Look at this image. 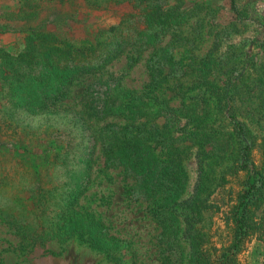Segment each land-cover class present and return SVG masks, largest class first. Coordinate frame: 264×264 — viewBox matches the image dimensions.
I'll list each match as a JSON object with an SVG mask.
<instances>
[{
    "label": "rangeland",
    "instance_id": "rangeland-1",
    "mask_svg": "<svg viewBox=\"0 0 264 264\" xmlns=\"http://www.w3.org/2000/svg\"><path fill=\"white\" fill-rule=\"evenodd\" d=\"M156 1L165 13L182 15L176 29L159 30V40L163 38L156 49H129L104 71L76 79L67 96L55 100V93L63 87L59 77L53 74L49 80L32 81L33 74H42L46 66L41 69V63L35 70L42 59L27 50L28 31L37 27L54 31L64 42H71L89 31L119 23L123 15L135 13L141 16L135 22L145 25L151 8L146 5L151 1L112 0V11H85L81 21L59 27L50 23L61 19L63 1L0 0V180L6 177L36 200L40 186L49 191L46 201L62 195L67 211L60 214L59 208H53L49 215L46 212L43 232H52L70 221L68 207L78 198L75 210L94 215L122 244L121 250L106 251L79 235H42L31 214L27 220L30 234L24 238L0 216V264H264V239L259 238L264 198L249 206L255 230L237 252L233 248V209L248 187L247 171L239 168L242 139L228 124V111L217 106L214 89L204 88L199 96L194 76L171 80L158 88L151 84L148 71L150 56L154 50H162L174 60L181 59L182 73L198 67L199 62L212 61L218 76L214 82L219 87L217 92H224V82L232 76L230 109L254 143L251 160L261 166L264 0H235L241 18L231 10V0ZM67 5L89 4L73 0ZM140 9L146 12L139 14ZM110 76L145 98L146 93L162 96L155 109L139 122L140 141L151 146L145 156L147 163L139 167L140 191L155 190L139 201L125 195L133 178L122 168L105 166L99 141V133L108 123L123 128L131 123L116 119L99 122L86 112V85ZM32 87H42L45 97L53 98L48 110L35 111L34 106H28L33 99ZM163 98L177 111L175 117L157 112L165 103ZM191 103L199 105L196 110L190 108ZM169 122L168 136L149 132ZM60 152L64 158L55 161V154ZM8 191L12 197H20L12 188ZM152 202L165 209L161 216L167 215L168 223H161L154 215ZM213 257L218 258L216 263Z\"/></svg>",
    "mask_w": 264,
    "mask_h": 264
},
{
    "label": "trees",
    "instance_id": "trees-1",
    "mask_svg": "<svg viewBox=\"0 0 264 264\" xmlns=\"http://www.w3.org/2000/svg\"><path fill=\"white\" fill-rule=\"evenodd\" d=\"M60 1L64 2L63 9L59 11L61 19L55 20L54 23L49 22L52 26L67 27L70 22L77 23L81 21V13L85 11L106 12L113 10L109 4L112 0H83L89 4L86 5L87 7L67 5L68 2L73 0ZM146 1H151L148 4L146 3V6L151 8L146 15L147 24L145 25H139L135 22L138 18H141V16L139 17L135 13L129 16L123 15L119 23L115 22V24L99 28L95 32L89 31L85 37L72 40L71 42H64L60 38V34L54 31H45L38 27L30 29L26 37L28 44L26 48L36 58L42 59L41 62H36L38 64L35 70L39 68L38 65L41 63H43L41 69L46 66L42 74H33L32 81L42 82L49 80V76L53 74L56 76L55 78L59 77L63 87L54 95V99L58 100L60 96L64 98L67 96L70 85L76 79L91 73L95 74L104 71L113 61L119 59L129 49L137 51L156 49L163 38L159 40V30L164 29L169 31L176 29L177 25L175 24L180 23L179 18L182 15H175L171 11L165 13L162 6L156 0ZM231 10L238 18H241L235 0H231ZM144 12H146V9L139 10V14H143ZM114 13L118 15L119 11L115 10ZM130 16L133 17L132 21L130 20ZM151 18L152 23H150ZM172 19L174 20L172 21ZM157 27L160 28L156 29ZM180 63V58L174 60L166 52L154 50L148 64L151 84L154 87L161 88L165 84H169L171 80L180 81L187 75L194 76L193 82L199 86V96L202 94L204 88L211 91L214 89L218 100L217 106L219 105V107H223L228 111V124L234 127L235 133L242 139V158L239 161V168L247 171L248 189L241 195L239 205L233 209V221L236 229L233 248L237 252L246 236L255 230L253 229L254 223L251 219L249 206L255 201L263 200L264 198V161L258 167L251 160L254 143L246 137L245 126L230 109L233 100L232 90L230 89L233 84L232 76L226 79L222 88L224 92L220 93L217 92L219 87L214 85L218 76L214 72V63L212 61L199 62L198 67H194L190 71H184L183 73L179 71ZM30 92L33 95V99L27 104L28 106H34L35 111H46L53 105L51 104L53 98H46V93L43 92L42 87H32ZM146 94L148 97L145 98L144 95L137 94L135 90L126 86L122 87L119 79L115 76H110L106 79H96L86 85L84 91V96L87 98L86 112L90 118L96 119L99 122L116 119L127 121L128 124L131 123V125L127 124L126 128H123L120 124L108 123L100 131L99 141L102 147L105 166L122 168L128 176L133 178L134 182L126 188L125 195L136 201L141 200L143 196L151 195L155 191L154 189L140 191L142 179L139 167L142 166V163H147L145 156L151 146L147 145V141L145 143L140 141L141 124L139 122L143 117L150 114V110L155 109L156 104L162 99V96ZM164 102L161 103L162 107L156 109L157 112L175 117L177 111H174L167 101L164 100ZM198 106L195 103H191L190 108L196 110ZM137 123L138 126H135ZM170 128L169 122L165 123L164 127L160 128V130L154 129L149 132L161 133L168 136ZM62 155L64 154H61V152L55 154L54 160L57 161L60 158H64ZM11 188L17 195H20L18 199L9 195L8 189ZM38 188L39 196H36L38 197L36 200L35 197L31 198L32 196L26 195L27 189H22L14 183L9 182L6 177L0 180V216L6 218L8 225L14 228L21 237L25 238L30 234V221L27 220L31 214L36 220L34 224L40 227L42 235L52 234L56 238L63 236L70 238L79 235L84 237L97 249L106 251L121 250V240L109 232L105 223L88 212L82 213L75 210L78 198L74 199L73 203L71 201L68 207L72 212V219L70 221H64L60 227L53 229L52 232H43V219L45 220L46 212L53 208H59L60 214H62L67 210L64 209L65 199L62 195L57 200L46 201L45 199H48V189L42 186ZM30 199H32L33 205H30ZM149 199L147 198V200ZM47 203L50 204L49 207H46ZM151 204L153 212H155L154 215L159 218L158 220L164 224L168 223L167 215L161 216L165 213V209L163 207L161 209L155 207L157 206L155 202ZM158 214H160V217ZM262 223L259 238L264 239V221ZM211 250H209L210 257L212 256L211 253L213 254ZM212 260L216 263L218 258L213 257Z\"/></svg>",
    "mask_w": 264,
    "mask_h": 264
}]
</instances>
